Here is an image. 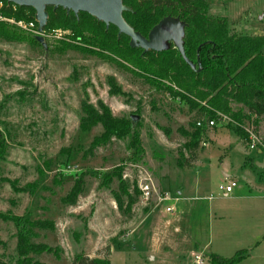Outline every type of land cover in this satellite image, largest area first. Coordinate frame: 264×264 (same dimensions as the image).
<instances>
[{
	"label": "rangeland",
	"instance_id": "374dc122",
	"mask_svg": "<svg viewBox=\"0 0 264 264\" xmlns=\"http://www.w3.org/2000/svg\"><path fill=\"white\" fill-rule=\"evenodd\" d=\"M206 13L225 16L230 33H264V0H206ZM57 40L45 37L42 46L0 37V131L6 139L0 210L54 223L33 229L30 241L49 250L31 259L71 264L74 255L84 254L111 264H207V253L230 257L241 250L246 255L235 264H264V248L257 247L264 203L239 197L264 196L258 181L264 150L248 147L226 119L206 126L203 110L113 61L47 48ZM83 100L97 108L103 103L115 116L138 115L137 160L129 158V134L88 149L101 126L79 129ZM198 119L203 129L191 148L187 142ZM258 120L262 124L263 115ZM117 164L123 165L121 176L104 187L97 173ZM224 172L239 185L228 194L217 188ZM78 173L75 200H61ZM145 177L157 194L143 201L138 183ZM164 193L175 199H159ZM15 232L11 220L0 218V264H18Z\"/></svg>",
	"mask_w": 264,
	"mask_h": 264
},
{
	"label": "trees",
	"instance_id": "16d2710c",
	"mask_svg": "<svg viewBox=\"0 0 264 264\" xmlns=\"http://www.w3.org/2000/svg\"><path fill=\"white\" fill-rule=\"evenodd\" d=\"M11 5L12 2L2 0ZM125 9L123 19L134 30L146 35L148 30L160 18L170 15L183 22L181 44L184 57L173 41H167L159 50H143L140 46H130L129 37L124 33L117 34L112 23L104 24L86 11L73 13L61 6L46 5V20L43 28H62L69 30L67 39H58L47 47L54 51L76 49L94 54L100 58L115 62L122 68L145 79L156 88H163L167 93L184 100L189 108L203 110L210 118L225 115L227 121L241 136L245 135L244 126L260 135L264 144V120L259 124L258 117H264V33L237 35L228 31L225 16H210L206 13V0H121ZM0 11L15 18L31 19L34 9L31 6L14 4ZM0 37L12 40H26L41 45L34 37L16 29L4 21H0ZM113 85V84H112ZM79 129L89 130L99 123L101 131L92 136L88 149L105 143L113 136L121 138L129 134L127 148L129 158L137 160L141 156L142 147L139 142L136 125L127 117L115 116L103 103L98 108L83 100L80 104ZM202 120V119H200ZM196 122V121H195ZM195 125V124H194ZM203 129V121L195 125L187 144L193 148ZM6 139L0 131V160L3 158ZM123 165L117 164L109 171L97 173L100 184L107 187L111 178L121 176ZM5 177L0 176V181ZM81 173H78L69 191L61 198L73 202L80 189ZM119 186L126 193L128 201L131 196L126 191L123 180ZM116 205L121 206L120 197L113 194ZM0 218L11 220L15 226L16 252L18 264H43L32 260L30 254L48 251L44 243H34L30 237L35 235L34 228H52L51 219H31L21 214L0 210ZM246 252L237 250L230 257H222L215 253L207 256L208 264H235L241 261ZM71 264H111L105 258L88 257L84 254L74 255Z\"/></svg>",
	"mask_w": 264,
	"mask_h": 264
},
{
	"label": "water",
	"instance_id": "95a60500",
	"mask_svg": "<svg viewBox=\"0 0 264 264\" xmlns=\"http://www.w3.org/2000/svg\"><path fill=\"white\" fill-rule=\"evenodd\" d=\"M14 4L31 6L34 9V18L37 20V29L40 30L46 20V5L53 7L61 6L66 11L72 10L76 13L79 10L86 11L105 25L112 23L117 28V34L124 33L129 37L130 46H140L144 51L159 50L165 47L167 41H173L178 48L181 56L191 64L190 60L184 57L181 34L183 22L177 17L166 15L160 18L144 36L134 30L122 17V10L125 9L121 0H8ZM35 39L45 46L42 36L34 35ZM192 65V64H191ZM132 122L138 120L137 114H129Z\"/></svg>",
	"mask_w": 264,
	"mask_h": 264
},
{
	"label": "built area",
	"instance_id": "2783aa9c",
	"mask_svg": "<svg viewBox=\"0 0 264 264\" xmlns=\"http://www.w3.org/2000/svg\"><path fill=\"white\" fill-rule=\"evenodd\" d=\"M9 6L12 10L15 9V5L14 3H12L11 5H8L7 3H4L2 0H0V9L3 7H7ZM0 21H4L7 24L12 25L13 27H15L16 29H19L23 32H26L30 35H40L42 36V38L45 37H53L56 39H67L66 35L69 33V30L67 29H62V28H41L40 30L37 29V20L34 18L31 19H24V18H15L14 16H9V15H5L0 11ZM232 121L230 120L228 117H226L225 115H221L219 118H210L207 119L204 124L206 126H212L214 124H216L217 122L220 121ZM196 125H200L201 124V120L198 119L195 122ZM244 129L246 131L245 135L242 137L243 141L245 142V144L248 145V147L250 148H254L256 147L257 149L260 150H264V144L262 143L261 137L260 135L254 133L249 127L244 126ZM238 185V181L231 177V176H227L224 175L223 176V182L219 183L217 185V188L221 191V193L223 194H228L232 191V189L234 187H237ZM138 188L141 192V199L143 201H146L150 194L153 192L155 194L156 190L155 188L152 186V183L150 181L149 177H145L140 179L139 183H138ZM163 198H168V199H175V197H169L167 193H164V195L159 196V199H163ZM173 206L170 205H165L164 206V210L166 212H170L172 210Z\"/></svg>",
	"mask_w": 264,
	"mask_h": 264
},
{
	"label": "crops",
	"instance_id": "0c3cea01",
	"mask_svg": "<svg viewBox=\"0 0 264 264\" xmlns=\"http://www.w3.org/2000/svg\"><path fill=\"white\" fill-rule=\"evenodd\" d=\"M257 151L258 152H261V150L260 149H257ZM251 158L252 157H249L248 159H247V161H248V163L251 165ZM261 170L259 171V173L261 172V171H263L264 170V163L261 165ZM259 173H258V181L259 182H262V183H264V177H260L259 176ZM223 174V176L224 175H227V176H231V177H233V178H235L236 180H237V178L235 177V176H232V175H228L227 173H222ZM264 176V175H263ZM238 181V180H237ZM262 187V191L264 192V184L261 186ZM240 198H245V199H247V198H250V200H257V201H260V202H262V203H264V196H258V195H250V196H239ZM263 229H264V226L261 228V233H262V231H263ZM264 232V231H263ZM262 236H263V239L258 243V246L257 247H263L264 248V233L262 234ZM208 254L209 253H207L206 255H205V258H206V263L208 264V260H207V256H208ZM218 255V254H217Z\"/></svg>",
	"mask_w": 264,
	"mask_h": 264
}]
</instances>
